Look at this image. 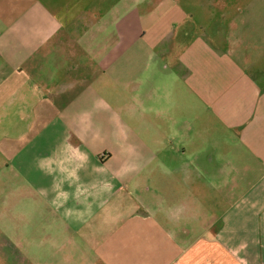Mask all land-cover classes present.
<instances>
[{
	"label": "crops",
	"instance_id": "crops-1",
	"mask_svg": "<svg viewBox=\"0 0 264 264\" xmlns=\"http://www.w3.org/2000/svg\"><path fill=\"white\" fill-rule=\"evenodd\" d=\"M0 264H264V0H0Z\"/></svg>",
	"mask_w": 264,
	"mask_h": 264
}]
</instances>
